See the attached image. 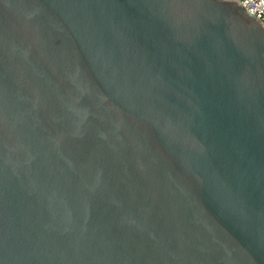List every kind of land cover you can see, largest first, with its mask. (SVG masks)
Returning <instances> with one entry per match:
<instances>
[{"label": "water", "instance_id": "obj_1", "mask_svg": "<svg viewBox=\"0 0 264 264\" xmlns=\"http://www.w3.org/2000/svg\"><path fill=\"white\" fill-rule=\"evenodd\" d=\"M0 264H264V23L0 0Z\"/></svg>", "mask_w": 264, "mask_h": 264}, {"label": "built area", "instance_id": "obj_2", "mask_svg": "<svg viewBox=\"0 0 264 264\" xmlns=\"http://www.w3.org/2000/svg\"><path fill=\"white\" fill-rule=\"evenodd\" d=\"M247 12L264 23V0H238Z\"/></svg>", "mask_w": 264, "mask_h": 264}]
</instances>
